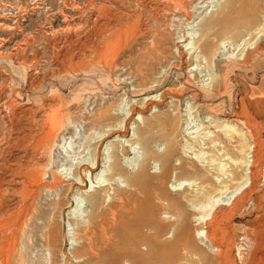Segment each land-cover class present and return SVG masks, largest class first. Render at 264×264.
<instances>
[{"label": "rangeland", "instance_id": "rangeland-1", "mask_svg": "<svg viewBox=\"0 0 264 264\" xmlns=\"http://www.w3.org/2000/svg\"><path fill=\"white\" fill-rule=\"evenodd\" d=\"M127 116L125 137L100 140ZM257 143L258 174L242 186ZM164 146L180 158L156 182L161 163L148 151ZM83 159L106 164L68 220L76 192L64 196V185L85 175ZM147 192L177 215L157 211L161 229L143 227L135 246L125 234L118 250L81 264H226L217 248L226 241L231 264H264V0H0V264H76L66 248L97 213L108 226L110 211ZM43 212L60 232L54 263Z\"/></svg>", "mask_w": 264, "mask_h": 264}, {"label": "bare ground", "instance_id": "bare-ground-1", "mask_svg": "<svg viewBox=\"0 0 264 264\" xmlns=\"http://www.w3.org/2000/svg\"><path fill=\"white\" fill-rule=\"evenodd\" d=\"M235 1V0H234ZM240 1V0H239ZM237 3V2H236ZM201 31V30H200ZM187 36V35H186ZM193 37V36H192ZM187 38V37H186ZM180 43V42H179ZM182 43V42H181ZM178 46V45H177ZM87 56V55H86ZM165 91V89H164ZM167 91V89H166ZM168 92V91H167ZM134 97V96H133ZM144 102V101H143ZM54 106V105H53ZM123 108V107H122ZM44 109V108H43ZM45 110V109H44ZM136 112V107L134 105V101H131V104L129 106V112H128V115L131 117L134 113ZM46 114V113H45ZM242 115V114H240ZM239 116V115H238ZM237 116V117H238ZM108 118L107 115H104L102 117H100L99 119L97 120H100L103 118L105 119ZM130 117H126L125 120H124V126H117V125H114V126H106L103 130V132L101 133V135L99 137L101 141H107L109 140L110 138L116 136V137H125L123 134H126V132L128 131V129H126V123L127 121L130 120ZM240 118V117H239ZM18 119V118H17ZM53 119V118H51ZM236 119V118H235ZM37 120V119H36ZM245 120V119H244ZM249 120V119H248ZM41 121V120H40ZM55 121V120H54ZM53 121V122H54ZM230 121V120H229ZM235 121V120H234ZM246 121V120H245ZM251 121V120H250ZM147 122V121H146ZM152 123H154L153 121H150ZM254 122V121H253ZM238 123V122H237ZM250 123V122H249ZM260 123V122H259ZM85 125L88 124L87 122L84 123ZM242 124V123H241ZM147 125H150L149 123H147ZM157 125V124H156ZM243 125V124H242ZM104 126V125H103ZM152 126V124L150 125ZM257 126V125H256ZM249 127V126H248ZM254 127V126H253ZM12 128V127H11ZM32 128V127H31ZM42 128V127H41ZM257 128V127H256ZM103 129V128H102ZM101 129V131H102ZM242 129V128H241ZM41 130V129H39ZM50 131V130H49ZM78 131V130H77ZM100 131V132H101ZM37 132V131H36ZM146 132V131H145ZM144 130H142V128H137L133 133V135L135 136V138H137V135H143L145 134ZM249 132V131H248ZM41 133V132H40ZM141 133V134H140ZM250 133V132H249ZM245 134V133H244ZM247 134V133H246ZM226 136V135H225ZM34 137V136H33ZM149 137V136H148ZM32 138V137H30ZM55 138V137H54ZM146 138V137H145ZM252 138V137H251ZM140 139V138H139ZM250 139V138H249ZM141 140V139H140ZM142 141V140H141ZM255 141V140H254ZM54 142V141H53ZM56 142V141H55ZM259 142V141H258ZM145 143V141L143 142ZM69 144V143H68ZM133 144V143H132ZM60 145V144H59ZM142 145V144H141ZM167 145V144H166ZM172 145V144H171ZM67 146V145H66ZM125 146V145H124ZM128 146V145H127ZM139 146V145H138ZM143 146V145H142ZM126 147V146H125ZM165 147V146H164ZM173 147V146H171ZM260 143H257L256 144V147H255V151H254V157L251 158V161H247V166L248 167H251L254 169V171H252V173L250 174V172H248L247 174V177L244 181V183L242 184V186H251V180L254 179L256 177V175L258 174V171L256 169V167H258L259 165V162H261L260 160L261 159V149H260ZM44 148V147H43ZM136 145H135V141H134V144L131 145L130 147V150L128 151V153L130 152L131 155L134 156V164H135V159L137 158L138 159V155H137V152H136ZM165 151L158 155L152 151H148V157L152 158V159H159L161 165H160V170L158 172V178H154L156 179V182L163 180L168 172L170 170H175L174 168L171 167V163H172V160L173 158L177 157L178 159L180 157H178V154L176 149L174 148H169L168 147H165ZM63 149V148H62ZM263 149V147H262ZM43 150V149H42ZM70 150V149H69ZM4 151V150H3ZM32 151V150H31ZM40 152V151H39ZM123 152L127 153V151L123 150ZM37 155V154H36ZM68 155V154H67ZM66 155V156H67ZM47 156V155H46ZM180 156V155H179ZM95 159V157H94ZM84 160L83 162H89V163H86V164H83L82 161H79L78 164L83 166L85 165L86 167L83 166V169L87 168L85 171V175L82 177H77L75 176L74 178H70V179H67L66 180V184L64 186H66V188L64 189V196L67 194V193H70L72 192V189L75 188V190L73 189V191H75L76 193L73 194V196L71 197V199H69V203L73 204V208H70L68 211H67V217H68V220L71 218V219H76L78 218L80 215L79 214V207H80V202H81V197L79 195L78 192H82V193H89L91 192V189L93 188V185L94 184H98L96 183L95 181H93V174L96 173L98 171V169H102L104 168L106 162H104V160H101V164L99 163L98 160ZM56 160V159H55ZM182 160V159H181ZM65 161V160H64ZM46 163V162H45ZM159 163V162H157ZM48 164V163H47ZM80 165V167H82ZM34 166V165H33ZM141 166V165H140ZM50 167V166H49ZM139 167V165H138ZM184 167V166H183ZM78 168V167H77ZM76 168V169H77ZM30 169V168H29ZM39 169V168H38ZM142 170H140V176L142 178V181L143 182H147L148 181V185H157L155 184L154 182H152V178H149L147 177L146 175V171L144 168H140ZM185 169V168H184ZM80 170V169H79ZM44 171V170H43ZM47 171V170H46ZM49 171V170H48ZM184 171V170H183ZM248 171H249V168H248ZM251 171V170H250ZM17 173V172H16ZM23 173V172H22ZM45 173V172H44ZM53 173V172H52ZM77 173V172H76ZM133 173V172H132ZM260 173V172H259ZM9 174V173H7ZM51 174V173H50ZM78 175V174H76ZM129 175V174H128ZM132 175V174H130ZM134 176L137 175L136 173L133 174ZM80 176V175H79ZM156 176V177H157ZM101 177V175H97L95 176V180H98V178ZM149 178V179H148ZM32 179L33 180H38V177L37 175H32ZM100 179V178H99ZM10 181V180H9ZM47 181V180H46ZM49 181V180H48ZM255 181V180H254ZM95 182V183H94ZM131 182V181H130ZM13 183V182H12ZM20 183V182H19ZM89 183V188L86 190H84V186H86V184ZM134 183V189L135 188H139V185H137L135 182H132ZM18 184V182H17ZM146 185V184H145ZM34 186V185H33ZM152 186V187H153ZM38 187V186H37ZM150 187V186H149ZM148 188V187H147ZM154 188V187H153ZM156 188L159 190H161L162 186H156ZM156 189V190H157ZM32 190V189H31ZM201 190V189H200ZM50 191V190H49ZM137 191V190H136ZM156 191V192H158ZM164 191V190H163ZM13 192V191H12ZM37 192V191H36ZM40 193V192H39ZM135 193V192H134ZM137 193V192H136ZM140 193V191H139ZM139 195V194H138ZM137 195V196H138ZM21 197V196H20ZM38 197V196H37ZM33 198V197H32ZM92 199L95 200L96 203H100V197L99 195L95 194V195H92L91 196ZM136 198V197H135ZM143 198V197H142ZM249 198V193L248 192H244L241 196L237 197V199L235 198V200L232 202V205L231 207L227 210L228 213H235L237 211H239L243 204L245 203V201ZM27 199V198H26ZM139 199V198H138ZM157 200V198H155ZM29 200V199H28ZM27 200V201H28ZM63 200V199H62ZM58 201L57 202V205H59L61 203V201ZM91 200V199H90ZM39 201V200H38ZM121 201V200H120ZM167 201V200H166ZM29 202V201H28ZM31 202V201H30ZM33 202V201H32ZM165 201H159L157 203L153 202L151 200V197H150V193L147 192L146 195L144 196V198L142 199V201L140 200V202H134V206L131 207L130 209H125L124 207H126V205L124 206L122 203H120V206L118 207V212H113V211H110V216H111V222L109 223L108 226H105L104 224H102L101 222H99V219L101 218V213H97V220L96 222H92L93 226L91 228H89V226L87 225L80 233H78V237L79 239L82 241L81 244H75V245H71L69 244V246L66 248L71 254L72 256H74L76 258V264H81L85 259L88 260V256H89V253H92V252H96L98 255L100 253H102L104 255V251L105 250H118L122 244L120 243L119 241V238L122 237L123 235L125 234H129L131 239L133 238L134 239V246L137 244V238L140 236V230L143 229V227L147 226V225H151L152 226H156L155 229L157 230L158 228L161 229V226L156 223L154 217H155V213L157 211H161V210H165L168 212H175L176 213V210H175V207L176 206H172L170 205L169 203H164ZM5 203V202H4ZM3 203V204H4ZM176 203V202H175ZM181 203V202H180ZM40 204V203H39ZM55 204V203H54ZM75 204V206H74ZM91 204V203H90ZM31 205V204H30ZM174 205V204H173ZM124 206V207H123ZM25 207V206H24ZM54 207V206H53ZM72 207V206H71ZM180 206H178L179 208ZM183 207V206H182ZM181 207V208H182ZM34 208V207H33ZM38 208V207H37ZM57 208V207H56ZM129 208V207H128ZM32 209V208H31ZM6 211V210H5ZM33 212V211H32ZM40 213V212H39ZM184 214V213H183ZM173 215H177L176 214H173ZM181 215V214H180ZM246 215V214H245ZM27 216V215H26ZM49 216H52V213L50 214H46L45 212L39 214V217L43 219V222H44V228L46 229V233L44 235V245L48 248H50L52 250L51 254H52V257L55 259V260H52V262L54 263L56 261V255H55V252L54 251H58L59 253H62V249L59 248V245H58V238L60 237V232H59V228L58 226L56 225V223H54L53 221H49L47 220V218H49ZM95 216V217H96ZM15 217V216H14ZM178 218V217H177ZM182 218V217H181ZM53 220V218H52ZM203 220V218H199L198 221H201ZM216 221V220H215ZM207 222V221H206ZM17 223V222H16ZM79 226V225H78ZM77 228V227H76ZM44 229V230H45ZM43 231V230H42ZM200 232V231H199ZM208 232V231H207ZM212 233V232H211ZM9 234V233H8ZM202 232L199 233V236L200 238L202 237ZM211 236V235H210ZM209 237V235H208ZM215 237V236H214ZM41 238V237H40ZM212 238V237H211ZM209 237V239H211ZM235 239V238H234ZM208 240V239H207ZM213 240V238H212ZM226 241V240H225ZM212 243V242H211ZM220 243V242H218ZM217 243V244H218ZM213 244V243H212ZM67 245V244H66ZM219 245V244H218ZM216 245V246H218ZM218 252H219V257L222 258V260L224 261H227V263L231 264L232 261H234L232 258V255H231V251H230V241H226L225 242V246L224 248L221 246H218ZM217 250V249H216ZM8 251H9V248L7 247L5 249V253L8 254ZM95 254V253H94ZM238 255V254H237ZM63 256V255H62ZM64 256H65V253H64ZM63 256V257H64ZM70 256V255H69ZM65 258V257H64ZM63 258V259H64ZM65 260V259H64ZM136 260V258H134V261ZM226 263V264H227ZM234 263V262H233ZM237 264V263H236Z\"/></svg>", "mask_w": 264, "mask_h": 264}]
</instances>
